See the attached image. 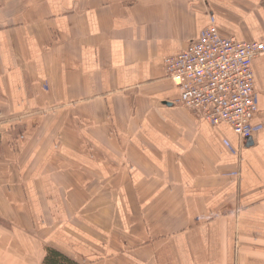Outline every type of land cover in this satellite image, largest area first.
Masks as SVG:
<instances>
[{"label": "crops", "instance_id": "1", "mask_svg": "<svg viewBox=\"0 0 264 264\" xmlns=\"http://www.w3.org/2000/svg\"><path fill=\"white\" fill-rule=\"evenodd\" d=\"M212 20L264 43V0H0V236L29 244L9 264L47 243L78 264H264V55L248 146L173 104L166 72Z\"/></svg>", "mask_w": 264, "mask_h": 264}, {"label": "built area", "instance_id": "2", "mask_svg": "<svg viewBox=\"0 0 264 264\" xmlns=\"http://www.w3.org/2000/svg\"><path fill=\"white\" fill-rule=\"evenodd\" d=\"M263 55V42L222 36L212 20L188 48L165 59L167 75L179 89L173 104L211 125L228 124L243 143L252 137L259 109L253 63Z\"/></svg>", "mask_w": 264, "mask_h": 264}, {"label": "rangeland", "instance_id": "3", "mask_svg": "<svg viewBox=\"0 0 264 264\" xmlns=\"http://www.w3.org/2000/svg\"><path fill=\"white\" fill-rule=\"evenodd\" d=\"M1 110V109H0ZM1 116H2V111H1ZM1 117H0V124H1ZM22 128V127H21ZM21 134V133H20ZM4 225H5V223H3ZM3 228V227H2ZM2 228H0V229H2ZM12 229V228H11ZM16 229H12L11 231H15ZM34 233L36 234V235H38V236H40V237H42L43 238V236H44V234H46L45 233V231H34ZM13 235V234H12ZM19 235L20 236H22V234L21 233H19ZM96 235H100V234H98V233H96ZM14 236V235H13ZM29 238V237H28ZM115 238H116V240H117V242L119 243V240H120V234L118 233V234H116V236H115ZM39 239H41V238H39ZM44 240V239H43ZM79 240H80V243L82 244V245H84V246H87L88 244H90L91 245V243L88 241V240H86L85 238H83V237H79ZM38 240H34L33 239V243H31V245L32 244H35V242H37ZM13 242V240H11L10 238H9V236H7V235H4V234H1V236H0V253H1V256L2 257H4V260H3V262H2V264H9V261L8 260H6L7 259V253H8V249L11 247V245L13 244L12 243ZM28 241L27 240H25V241H23V242H21L19 239H18V241H17V245L16 244H13L14 246H16V247H22V246H20V245H24V243H27ZM93 245V244H92ZM26 246H29V244L27 243L26 244ZM47 246H52V247H54L53 245H51V244H49V243H47L46 245H45V248L47 247ZM56 248V247H55ZM32 249L33 250H35V246H33L32 247ZM60 250V249H59ZM103 252V251H102ZM39 254H41V253H38V255ZM102 254V253H101ZM43 257V259H44V256H45V254H43L42 255ZM67 256H69L68 254H67ZM6 257V258H5ZM69 257H71V256H69ZM41 258V259H42ZM72 259H74L75 261H77V262H79L78 260H76L75 258H73V257H71ZM43 259H42V261H43Z\"/></svg>", "mask_w": 264, "mask_h": 264}, {"label": "trees", "instance_id": "4", "mask_svg": "<svg viewBox=\"0 0 264 264\" xmlns=\"http://www.w3.org/2000/svg\"><path fill=\"white\" fill-rule=\"evenodd\" d=\"M42 264H78V262L67 256V254L61 250L52 246H47L45 248V256Z\"/></svg>", "mask_w": 264, "mask_h": 264}, {"label": "water", "instance_id": "5", "mask_svg": "<svg viewBox=\"0 0 264 264\" xmlns=\"http://www.w3.org/2000/svg\"><path fill=\"white\" fill-rule=\"evenodd\" d=\"M251 139H252V137L246 138V139L244 140V142H243V145H244V146H248L249 143L251 142Z\"/></svg>", "mask_w": 264, "mask_h": 264}]
</instances>
